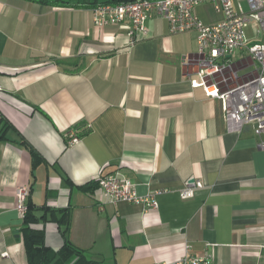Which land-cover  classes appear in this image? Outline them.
I'll list each match as a JSON object with an SVG mask.
<instances>
[{
  "label": "crops",
  "instance_id": "0c3cea01",
  "mask_svg": "<svg viewBox=\"0 0 264 264\" xmlns=\"http://www.w3.org/2000/svg\"><path fill=\"white\" fill-rule=\"evenodd\" d=\"M106 1L0 0V113L12 126L0 141V264H26L20 187L30 188L37 218L41 207L67 209L65 238L101 264L184 255L264 264V137L227 132L220 101L191 86L194 33L170 34L151 17L131 44L119 26L94 27L90 4ZM195 11L205 24L221 19L209 5ZM227 60L250 75L244 51ZM71 130L79 140L68 145ZM31 149L43 161L33 169ZM100 175L129 181L141 197L163 190L158 209L78 188ZM188 178L203 186L183 201ZM37 227L47 247H62L65 227L50 213Z\"/></svg>",
  "mask_w": 264,
  "mask_h": 264
},
{
  "label": "built area",
  "instance_id": "2783aa9c",
  "mask_svg": "<svg viewBox=\"0 0 264 264\" xmlns=\"http://www.w3.org/2000/svg\"><path fill=\"white\" fill-rule=\"evenodd\" d=\"M200 5L211 6L221 19L205 24L195 11ZM151 17L167 22L170 34H195V52L185 61V66H190L188 78L198 77V81H191V86L203 88L207 97L220 101L227 132L238 134L243 128L251 127L255 137H264V0H134L102 3L92 8L95 28L119 26L127 31L131 44L146 34V21ZM250 23L256 25L253 39H248L246 33ZM238 50L244 51L245 58L249 60L247 65L251 69V77L231 86V81L240 77L236 70L231 72L232 65L227 59ZM227 81L230 84H226ZM66 137L68 145L79 140L72 130L66 133ZM258 147L264 150V139ZM96 183L114 202L140 205L148 212L158 209L157 197L164 193L160 190L141 197L129 181L113 176H100ZM202 186L200 180L188 178L178 190V195L183 201L189 200ZM29 193L30 188L27 187L16 190L17 212L22 219ZM6 258V253L1 255V259ZM155 264L211 263L208 257L184 255L174 262Z\"/></svg>",
  "mask_w": 264,
  "mask_h": 264
},
{
  "label": "trees",
  "instance_id": "16d2710c",
  "mask_svg": "<svg viewBox=\"0 0 264 264\" xmlns=\"http://www.w3.org/2000/svg\"><path fill=\"white\" fill-rule=\"evenodd\" d=\"M46 5H61L71 6L70 0H31ZM134 0H107L103 4H118L124 2H131ZM97 3L90 4L91 8H94ZM12 129L11 124L4 118L0 113V141L5 140L6 131ZM67 143L68 138L66 137ZM32 169L42 163L40 156L34 151L30 150ZM82 192L87 193L92 191L94 188H98L96 180L86 183L78 187ZM38 210L35 206L30 203L27 204L26 212L23 217V224L21 228V238L24 248V254L26 264H101L96 260L86 257L84 252L77 247L73 246L66 238L65 234L68 231L69 224V212L68 210H57L52 211L48 208L41 207L43 216L37 218L35 212ZM50 213L51 221L64 225L65 230L62 232L64 237V244L58 249H52L47 247L44 243V230L37 227L40 220L45 219V214ZM56 213L60 214L59 218H56Z\"/></svg>",
  "mask_w": 264,
  "mask_h": 264
},
{
  "label": "rangeland",
  "instance_id": "374dc122",
  "mask_svg": "<svg viewBox=\"0 0 264 264\" xmlns=\"http://www.w3.org/2000/svg\"><path fill=\"white\" fill-rule=\"evenodd\" d=\"M244 6V9H245V11H246V5L245 4H243ZM255 27H256V25L254 24V23H250L249 25H248V29L246 30V33H247V36H248V39H253L254 38V30H255ZM240 57H239V53H237V56H234L233 57V61H238V59H239ZM245 61V63L247 64V61L246 60H244ZM242 64H243V62H239L238 64H236V65H233L232 66V69H231V72H233V71H235V70H237V68L239 67V66H242ZM250 76V75H249ZM251 77V76H250ZM248 79V77L247 78H245V79H243V78H240V79H235V80H233V81H231V86H234V85H237V84H240V83H242V82H244L245 80H247ZM100 176H105V175H100ZM100 176H98V177H100ZM97 177V178H98Z\"/></svg>",
  "mask_w": 264,
  "mask_h": 264
}]
</instances>
